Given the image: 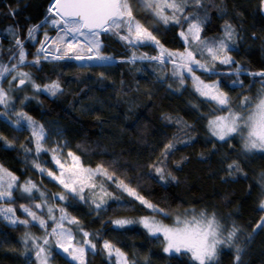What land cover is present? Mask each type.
<instances>
[{"label":"trees","instance_id":"16d2710c","mask_svg":"<svg viewBox=\"0 0 264 264\" xmlns=\"http://www.w3.org/2000/svg\"><path fill=\"white\" fill-rule=\"evenodd\" d=\"M52 1L0 0V64L11 66L16 62L10 59L16 49L8 29L18 28L26 53V63L19 68L28 72L42 88L55 81L62 90L55 96L30 92L28 101L23 104L25 113L38 123L46 120L55 123L61 138L68 143L66 149L79 155L86 167L95 168L104 164L151 203L173 213L171 216L153 213L112 182L105 187L116 199H109L106 207L99 211L94 210L90 202L72 200L71 197L67 201L57 199L55 206L65 207L71 216L80 221L85 231L97 233L93 240L96 251L86 252V264H116L101 250L104 240L111 241L137 264H198L190 253L164 252L163 237H153L139 224L117 227L112 223L119 218L148 215L171 224L174 214L187 207H193L197 213L214 214L223 226L225 236L233 226L239 228L236 242L244 249L242 264H264V229L253 231L264 217V210L260 209L261 200H264V189L260 183L261 173H264V153L241 154L242 141L238 136L227 143L211 136L207 119L202 118V114L208 115L216 106L205 102L194 91L190 79H186L185 86L180 87L179 81L172 75L171 63L160 65L148 60L127 62L133 53L137 56L158 55V49L151 45L130 48L117 36L107 34L100 37V51L114 57L111 62L78 63L75 59L44 60L41 57L36 66L27 63L35 59L44 32L50 37L57 35L56 29L45 24L35 40L27 38V29L49 15ZM130 2L137 19L153 31L165 48L170 51L184 50L185 44L179 36L180 27H165L143 9L139 0ZM210 2L209 18L203 26L202 38L222 35L225 21L231 23L236 29L237 44L230 55L247 72L264 70V0ZM12 10H15L14 15ZM193 11L203 14L202 10L192 6L186 9V12ZM75 54L89 53L85 49ZM217 70L227 71V68L217 65ZM196 74L207 82L217 79L216 76L209 79L210 74H202L199 70ZM7 77L0 79V87L6 86ZM238 79L243 82V88H233L228 77L222 78L220 84L221 89L231 97L233 109L243 95L255 98L262 87L259 78L250 75H241ZM23 98L21 95L15 98L11 105L13 109L0 106V113H8V117L0 115V137L4 138L0 139V164L18 177L20 184L30 179L52 199V193H61L59 186L33 168L34 153L26 154L24 151L34 147V143L30 142V130H17L8 119H17L12 111L18 103H23ZM215 114L227 113L221 111ZM167 117H171V121ZM177 117L191 127L182 129L176 123ZM189 138V143H183ZM5 141L12 142V147H6ZM170 141L176 143V148L165 158L163 150ZM233 159L240 160L242 171L229 175L226 164ZM158 160L164 161L160 166L175 176V181L159 182L152 168ZM49 161V153H42L37 162L47 165L44 162ZM13 200L10 205L15 208V215L22 220L29 219L19 206L34 204L32 199L16 194ZM27 232L36 237L44 236L38 226L13 225L0 216V264H36L35 251L27 252L23 242ZM249 235L252 239L246 243L245 238ZM31 246L30 241L28 247ZM235 255L234 248L222 246L216 261L211 264H236ZM52 257V264H75L57 249L53 250Z\"/></svg>","mask_w":264,"mask_h":264},{"label":"snow or ice","instance_id":"6c2138e0","mask_svg":"<svg viewBox=\"0 0 264 264\" xmlns=\"http://www.w3.org/2000/svg\"><path fill=\"white\" fill-rule=\"evenodd\" d=\"M139 3L159 24L165 27L174 25L181 28L179 36L185 44L183 51H170L165 48L153 31L137 19L130 0H53L48 9L49 15L39 24L27 29V38L35 40L36 34L45 24L56 29L57 35L50 37L47 32H44V39L39 41L40 47L37 49L35 59L27 63L36 66L41 62V57L44 60L75 59L77 61L111 62L114 57L106 56L100 51L102 47L100 37L107 34L117 36L130 48L151 45L159 49L158 55L141 54L137 56L133 53L127 62L135 63L137 60H148L155 61L160 65L171 63L172 75L179 81L180 87H184L185 80L190 79L194 91L205 102L216 106L210 110L208 115L202 114V118L207 119V128L211 136L225 143L238 136L242 141L241 154L264 153V70L247 72L244 66L237 63L230 55V52L236 49L237 44L236 29L233 25L225 21L222 26V35L202 38L203 26L209 18L210 0H139ZM189 6L202 10L203 14L201 15L200 11L186 12ZM11 14L14 15L15 10H12ZM154 27L156 31H159L158 27ZM8 32L14 38L16 49L10 59H14L16 62L11 66L0 64V79H5L13 72L15 75H12V80L9 81V90L0 87V106L7 107L10 104L9 91L13 82L16 81H18L17 88L31 83L37 92L52 96L61 92L58 82L54 81L42 88L32 81L28 72L19 70V66L26 63L24 43L19 38L18 28L10 27ZM85 49L89 53L88 55L75 54L78 50ZM217 65L226 67L227 71H218ZM197 70L202 74H210L209 79L211 76H216L217 79L206 83L196 75ZM241 75L259 78L262 87L255 98L242 94L241 102L236 109H233L231 97L221 89L220 84L222 78L228 77L233 88L237 86L243 88V82L238 79ZM232 77L237 79L233 80ZM24 99L27 100L29 97ZM221 111H226L227 114H215ZM0 115L8 117L7 112L0 113ZM15 115L17 119L12 120L9 117V122L17 130H30L31 132L30 142L34 143V147L25 148L24 151L26 154H35L36 159L32 161L33 168L57 182L64 190L63 193L53 194V200L67 201L71 197L72 200L90 202L94 210L99 211L106 207L109 199H116L105 187L107 183L112 182L116 184L117 188L127 192L129 196L134 197L153 213L164 216L173 215L172 212H166L140 195L135 188L130 187L123 179L117 177L115 172L110 171L109 167L104 164H98L95 168L86 167L81 157L75 152L68 151L65 156L62 150L68 147L67 141L63 143L57 141L54 147H45L51 137L44 125L39 124L23 111L17 112ZM167 119L171 121L172 118L167 117ZM176 123L182 129L191 127L179 117L176 118ZM59 134V130H57V135ZM0 139L4 138L0 137ZM189 142L190 138L183 141V143ZM5 146L12 147V142L5 141ZM77 147L79 149V146ZM175 148L176 143L170 141L165 145L162 155L166 158ZM233 151H235L234 148ZM49 152L52 153L51 162L57 168L58 175L37 162L42 153ZM163 163V160H158L152 165L159 182L166 184L169 180L175 181L176 177L167 172L165 167L160 166ZM226 170L229 175L241 172L240 160H231L226 164ZM260 183L264 189V173H261ZM14 191L26 194L29 199L34 198V192H39L38 198H42L41 203L19 206L29 219L20 220L15 216V208L2 206L5 201L9 205L14 203ZM260 209L264 210V200H261ZM57 212L59 215L56 214ZM0 216L13 225L39 226L43 230L44 236L42 237L33 236L31 233H25L23 237L26 251L34 250L39 264H49L53 258L54 249H61L63 253L71 257L72 261H79V264H86V252L95 253L96 251V244L93 243V240L96 239L97 233L85 231L80 221L71 216L65 207L50 205L46 194L41 192L32 180L29 179L20 184L18 177L2 164H0ZM45 216L47 219L44 218ZM49 223L52 225L50 230ZM113 223L117 227L140 223L153 237L163 235L166 244L164 252L190 253L191 258L198 264H211L216 261L222 246L234 248L236 264H242L241 254L244 249L236 242L240 229L233 226L225 236L222 231L223 226L214 214L209 216L200 212L193 215L186 209L183 213L175 216L174 224L171 226L155 219L154 216L143 217L139 221L119 219ZM260 229H264V217H261L253 231ZM77 236H80L79 240L76 239ZM251 239L252 237L249 235L245 238V242H250ZM30 241L32 246L28 247ZM101 250L106 252L109 257L115 255L116 264H137L135 260H129L128 256L111 241L104 240Z\"/></svg>","mask_w":264,"mask_h":264},{"label":"rangeland","instance_id":"374dc122","mask_svg":"<svg viewBox=\"0 0 264 264\" xmlns=\"http://www.w3.org/2000/svg\"><path fill=\"white\" fill-rule=\"evenodd\" d=\"M156 49H158V48H156ZM158 51H159V49H158ZM84 62H89V60L88 61H78V63H84ZM90 63V62H89ZM4 65H7V64H4ZM19 70L20 71H24V70H22V69H20L19 68ZM12 75H15V72H13L12 73ZM12 75H8V79H7V81H6V86L4 87V89L5 90H9V81H11L12 80ZM197 75V74H196ZM33 81V80H32ZM206 83H210L211 81H209V82H207V81H205ZM35 83V82H34ZM16 82H13V85H12V87H11V90L9 91V95H10V97H11V100H10V104L6 107L7 109H13L14 107L13 106H11L13 103H14V101H15V98L17 97V96H24V98L25 97H30V92H35L36 91V89L35 88H33L32 87V84L31 83H26L24 86H21V87H19V88H17L16 87ZM35 84H37V83H35ZM23 98V103L22 102H20V103H18V105H16V107H15V110H13L12 111V113H13V115L16 117V113L17 112H20V111H23L24 113H25V109H23L24 108V105L23 104H25V102H27L28 101V99L27 100H25ZM39 124H42V125H44V127H45V130L49 133V135H50V140H48L47 142H46V144H45V147H48V148H51V147H54L55 146V144H56V142L57 141H59L60 143H63L65 140L63 139V138H61V132H60V130H59V128L57 127V125L55 124V123H53V122H51V121H49V120H46V121H42V122H40ZM57 130H59V135H57ZM63 154L66 156V153L69 151L68 149H66V148H64L63 150ZM51 156H52V153H50L49 152V158H50V161L49 162H47L46 164L47 165H44V164H42V166L43 167H45V168H48V169H51L52 171H54V172H56L57 173V175L59 174V172H58V170H57V168L54 166V164L51 162ZM40 173V172H39ZM41 174V173H40ZM42 175V174H41ZM43 176H45L46 178H48L49 180H51L49 177H47V175H43ZM52 182H53V180H51ZM24 182H22L21 184H23ZM54 183L57 185V186H59V188H60V192L61 193H63L64 192V190L62 189V186H60L57 182H55L54 181ZM37 187L39 188V190L41 191V192H43L44 190L39 186V185H37ZM15 193V191L13 192V198L16 196V194H18V195H20V196H22V197H24V198H27V196H26V194H23V193H21V192H19V191H16V193ZM45 193V192H44ZM46 194V193H45ZM53 194H55V193H52V195ZM86 195H87V191H86V193H85ZM47 196V195H46ZM33 199H32V203H41L42 202V198H38L39 197V192H34L33 193ZM48 198V201H49V204L50 205H57V199L56 200H53V199H50V197H47ZM23 205H27V204H23ZM2 206H4V207H7V206H11V207H13L12 205H9L8 203H6V202H3V205ZM186 209H188L189 210V213L190 214H198L196 211H195V209H193V207H187V208H184L182 211H178V212H176L175 214H174V217H173V222L171 223V224H167V225H169V226H171V225H173L174 224V221H175V216L177 215V214H179V213H183ZM22 210V209H21ZM34 211H37L36 209H33ZM39 214V213H38ZM57 215H59V213L57 212L56 213ZM16 217H17V215H15ZM143 217H152V216H148V215H144V216H140V217H136V218H119V219H127V220H132V221H139L141 218H143ZM18 218V217H17ZM45 219H47V217L45 216L44 217ZM20 219V218H19ZM119 219H115V220H119ZM155 219H157V218H155ZM20 220H22V219H20ZM115 220H112V221H115ZM158 220V219H157ZM113 223V222H112ZM163 223V222H162ZM132 224H139V225H141L142 227H143V225L142 224H140V223H132ZM165 224V223H164ZM113 225L114 226H116L114 223H113ZM129 225V224H128ZM49 226H51V224H49ZM39 227V226H38ZM40 228V227H39ZM144 228V227H143ZM51 229V227H49V230ZM146 230V229H145ZM27 233H30V232H27ZM32 234V233H31ZM33 235V234H32ZM34 236V235H33ZM160 236H162L163 237V235L162 234H160ZM80 239V238H79ZM79 239H77V240H79ZM164 239V238H163ZM165 246H166V244H165ZM58 251H60L63 255H65L68 259H70L71 260V257H69L67 254H65V253H63V251L61 250V249H57ZM171 253H175V252H171ZM115 262L114 263H116V257H115V255H113L112 257H111ZM34 259L36 260V264H39V261H37V259H36V255H35V253H34ZM72 261V260H71ZM73 263H75V264H79V261H72ZM85 262H86V254H85ZM49 264H52L51 263V261L49 262Z\"/></svg>","mask_w":264,"mask_h":264},{"label":"crops","instance_id":"0c3cea01","mask_svg":"<svg viewBox=\"0 0 264 264\" xmlns=\"http://www.w3.org/2000/svg\"><path fill=\"white\" fill-rule=\"evenodd\" d=\"M262 12L264 13V6L262 7Z\"/></svg>","mask_w":264,"mask_h":264},{"label":"built area","instance_id":"2783aa9c","mask_svg":"<svg viewBox=\"0 0 264 264\" xmlns=\"http://www.w3.org/2000/svg\"><path fill=\"white\" fill-rule=\"evenodd\" d=\"M88 55V54H87ZM86 56V55H85ZM92 61H95V60H92ZM98 62V61H97Z\"/></svg>","mask_w":264,"mask_h":264},{"label":"water","instance_id":"95a60500","mask_svg":"<svg viewBox=\"0 0 264 264\" xmlns=\"http://www.w3.org/2000/svg\"><path fill=\"white\" fill-rule=\"evenodd\" d=\"M53 2V1H52ZM17 84H18V82H17Z\"/></svg>","mask_w":264,"mask_h":264}]
</instances>
